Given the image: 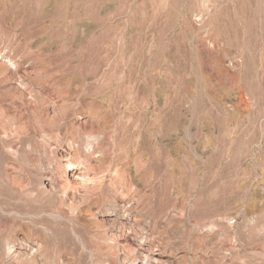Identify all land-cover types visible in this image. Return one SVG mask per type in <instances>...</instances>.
Instances as JSON below:
<instances>
[{"label": "rangeland", "instance_id": "374dc122", "mask_svg": "<svg viewBox=\"0 0 264 264\" xmlns=\"http://www.w3.org/2000/svg\"><path fill=\"white\" fill-rule=\"evenodd\" d=\"M264 264V0H0V264Z\"/></svg>", "mask_w": 264, "mask_h": 264}, {"label": "bare ground", "instance_id": "6f19581e", "mask_svg": "<svg viewBox=\"0 0 264 264\" xmlns=\"http://www.w3.org/2000/svg\"><path fill=\"white\" fill-rule=\"evenodd\" d=\"M140 264H148L147 263V259L146 260H144L142 263H140Z\"/></svg>", "mask_w": 264, "mask_h": 264}]
</instances>
